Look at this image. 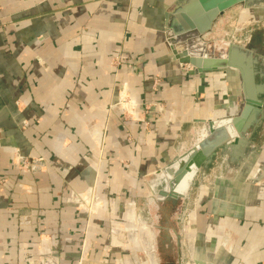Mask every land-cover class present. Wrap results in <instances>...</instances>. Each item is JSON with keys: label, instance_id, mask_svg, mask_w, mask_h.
<instances>
[{"label": "crops", "instance_id": "crops-1", "mask_svg": "<svg viewBox=\"0 0 264 264\" xmlns=\"http://www.w3.org/2000/svg\"><path fill=\"white\" fill-rule=\"evenodd\" d=\"M178 1L0 0V264H107V225L124 210L134 217L143 178L161 177L208 124L222 136L244 111L241 93L264 103V40L233 41L236 70L198 73L166 47ZM263 14L239 13L237 24ZM248 60L247 89L239 71ZM123 91L144 123L110 108ZM242 120L244 137L216 152L198 203L207 233L231 234L216 256L264 264V109L251 105ZM89 189L105 207L92 218L70 199Z\"/></svg>", "mask_w": 264, "mask_h": 264}, {"label": "water", "instance_id": "water-1", "mask_svg": "<svg viewBox=\"0 0 264 264\" xmlns=\"http://www.w3.org/2000/svg\"><path fill=\"white\" fill-rule=\"evenodd\" d=\"M263 8L264 0H179L167 18L166 47L178 62L189 65L198 73L225 68L236 70L239 67V63L235 61L239 47L232 42H221L220 44L210 42V37L217 30L218 24H221L223 16L230 11L243 13ZM242 52L243 54H239L242 58L251 56L246 50ZM207 60L213 64L204 65ZM241 67L239 72L243 85L248 89L249 80L253 77L249 60L246 61L245 66ZM236 100L237 109L244 111L227 118L222 136H218L208 124L207 138L202 140L196 138L189 150L182 156L174 158L171 163L157 172L161 174L163 187L157 194L152 189V193L155 196L158 211L163 212L166 217L170 213L173 215L179 212V207L185 202L201 167L209 165L219 149L238 137H244L241 133V130H244L241 129V122L246 117L248 108L253 105L264 109V103L249 93H241ZM157 264L185 263L179 256L177 258L166 257L164 261Z\"/></svg>", "mask_w": 264, "mask_h": 264}, {"label": "rangeland", "instance_id": "rangeland-1", "mask_svg": "<svg viewBox=\"0 0 264 264\" xmlns=\"http://www.w3.org/2000/svg\"><path fill=\"white\" fill-rule=\"evenodd\" d=\"M229 13L228 14L230 15V18L228 22L225 23L223 28H221V24H218L217 30L210 37V42L213 41L217 44H220L221 42L233 41L245 42V39H248V37H250L249 34L251 31L255 32V35L257 33L259 38L263 37L261 33L264 31V14L261 15V19L256 20L255 18L253 19L252 15H246L245 19H242L243 21L240 23V26H238L237 20L239 18V12L232 10ZM218 163H220V160L214 157L208 167L204 169V172L202 174L201 172H199L185 202L181 207H179L178 214L180 215V221L177 224L178 233L181 236L179 237V246L177 244L176 250L173 241L171 244L173 245L172 250L169 252V254H167V256L166 254L162 253L161 249L157 251V249L155 248L157 244L154 237V232H152L150 224L148 225L149 217L147 216L146 211H144V208L140 203V200L142 198L150 194L147 190L150 175H146L143 178V183H140L139 190H135V193H138V196L134 198V217L132 219L129 218L128 214L130 210H124V215L120 217L111 216L110 223L107 225V231H109L111 235L109 242L112 246V252L109 253L110 256H107L109 259L106 258L108 259L107 264H157L164 261L166 257L177 258L179 256L185 264H205V262L207 264H218L216 263L218 259L220 260V264H232L233 256L230 254H224V250L221 251L220 256H216L215 254L217 242H219L220 240L223 241L226 235L231 237V234L222 230L220 227L216 229L215 226L212 228L211 232L207 233L206 223L203 219L204 217L200 212V205L198 203L200 186L209 185V183L212 181V178L210 179L209 173L210 171L216 169V165ZM93 191H95L93 192V194L97 196L96 190ZM205 194V189H203V191H201L200 193V196H203ZM207 203L210 204L209 201H207ZM76 208L78 210L85 211L84 209H82V207L76 206ZM97 208L99 210L96 212L93 211V213H91L89 210L85 211L87 217L92 218L95 216H99L102 211L105 212V207L103 208L102 205ZM192 213L195 214V222L193 225L194 236L191 243L190 238H188L186 235L188 230L189 217L191 218ZM94 228V225L86 226L87 232L89 233ZM143 231H145V234H142ZM128 233H132L135 238L133 240L128 238ZM146 238H149L150 240L149 249L145 248V245L147 243H145ZM118 248H121L122 251H115V249ZM150 255L152 256L153 261H150ZM41 257L42 256H39L37 259L40 260ZM84 260L85 259H82L80 262H78V264H87Z\"/></svg>", "mask_w": 264, "mask_h": 264}, {"label": "flooded vegetation", "instance_id": "flooded-vegetation-1", "mask_svg": "<svg viewBox=\"0 0 264 264\" xmlns=\"http://www.w3.org/2000/svg\"><path fill=\"white\" fill-rule=\"evenodd\" d=\"M229 14L223 16L222 22H221V26H222L221 28H223L225 23L228 22L230 18ZM254 18L255 17H253V19ZM256 19L257 18H255V20ZM254 33L255 32L253 31L250 32L249 36L252 37L250 38V41L253 44H255V47L258 48L259 43L263 41L264 39L263 37L259 38L258 34L256 33L255 35ZM207 167L208 165L202 166L199 172H201L202 174L204 172V169ZM162 187H163V182H162L161 177H159L158 174L151 175L150 180L148 182V188H147L150 194L142 198L140 200L141 201L140 203L142 204L141 206H143L144 211H146V214L149 217L148 225L150 224L152 232H154V237L156 239V244H157L155 248L157 249V251L161 249L162 253L166 254L167 256V254H169V252L172 250L173 245L171 244L173 241H174V244H175L174 246L176 247V250H177V244L179 246V237L181 236L178 233L177 224L180 221V215L177 213L171 216V213H170V216L168 214L166 217V215L163 214V212L158 211L155 196L151 192L153 189L154 192L157 194L160 190H162ZM149 197L152 198V200H150ZM142 234H145V231H143ZM134 238H135L134 235H132L130 239L133 240ZM146 240H149V238H146ZM149 248H150V245L147 249ZM150 257H151V261H153V258L151 255Z\"/></svg>", "mask_w": 264, "mask_h": 264}, {"label": "built area", "instance_id": "built-area-1", "mask_svg": "<svg viewBox=\"0 0 264 264\" xmlns=\"http://www.w3.org/2000/svg\"><path fill=\"white\" fill-rule=\"evenodd\" d=\"M117 96L112 100L110 108L119 109L124 119L131 120L140 115L138 114L137 103L132 99L131 95H129L127 91L118 92ZM138 118L144 123V119L142 116ZM17 164L21 166V168L28 166V163L18 156ZM93 192V190L91 191V189H89L88 191H85L84 194L71 196L70 199L77 207H82V209H84L85 211L89 210L91 213H93V211L95 212V210H92L90 206L94 205L93 207H100L96 200L97 197H95Z\"/></svg>", "mask_w": 264, "mask_h": 264}, {"label": "bare ground", "instance_id": "bare-ground-1", "mask_svg": "<svg viewBox=\"0 0 264 264\" xmlns=\"http://www.w3.org/2000/svg\"><path fill=\"white\" fill-rule=\"evenodd\" d=\"M88 205H89V202H88ZM94 205H92V206H90V208L92 209V210H95V212L96 211H98L99 209L97 208V207H93ZM193 225H194V218H193V216H191V218L189 217V221H188V230H187V237L188 238H190V242L192 243V240H193V236H194V234H193ZM147 242V243H146ZM149 240H145V243H146V245H145V247L146 248H148L149 247ZM150 261H151V257H150Z\"/></svg>", "mask_w": 264, "mask_h": 264}]
</instances>
